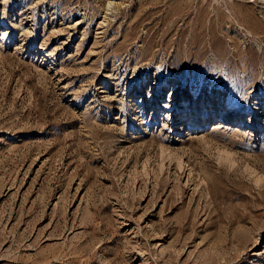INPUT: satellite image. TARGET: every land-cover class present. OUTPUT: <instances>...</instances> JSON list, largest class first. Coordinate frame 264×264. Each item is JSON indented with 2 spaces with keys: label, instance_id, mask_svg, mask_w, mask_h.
<instances>
[{
  "label": "rangeland",
  "instance_id": "obj_1",
  "mask_svg": "<svg viewBox=\"0 0 264 264\" xmlns=\"http://www.w3.org/2000/svg\"><path fill=\"white\" fill-rule=\"evenodd\" d=\"M0 264H264V0H0Z\"/></svg>",
  "mask_w": 264,
  "mask_h": 264
}]
</instances>
